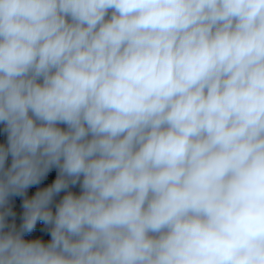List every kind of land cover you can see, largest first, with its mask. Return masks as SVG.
Returning a JSON list of instances; mask_svg holds the SVG:
<instances>
[{"label":"clouds","instance_id":"obj_1","mask_svg":"<svg viewBox=\"0 0 264 264\" xmlns=\"http://www.w3.org/2000/svg\"><path fill=\"white\" fill-rule=\"evenodd\" d=\"M0 264H264V0H0Z\"/></svg>","mask_w":264,"mask_h":264}]
</instances>
